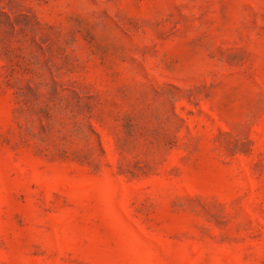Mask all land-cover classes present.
I'll return each mask as SVG.
<instances>
[{
    "label": "rangeland",
    "instance_id": "374dc122",
    "mask_svg": "<svg viewBox=\"0 0 264 264\" xmlns=\"http://www.w3.org/2000/svg\"><path fill=\"white\" fill-rule=\"evenodd\" d=\"M0 264H264V0H0Z\"/></svg>",
    "mask_w": 264,
    "mask_h": 264
}]
</instances>
